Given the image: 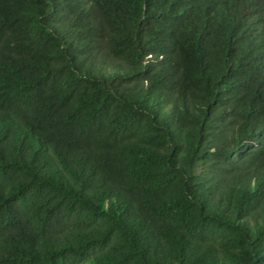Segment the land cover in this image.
<instances>
[{
    "label": "trees",
    "instance_id": "16d2710c",
    "mask_svg": "<svg viewBox=\"0 0 264 264\" xmlns=\"http://www.w3.org/2000/svg\"><path fill=\"white\" fill-rule=\"evenodd\" d=\"M0 264H264V0H0Z\"/></svg>",
    "mask_w": 264,
    "mask_h": 264
}]
</instances>
